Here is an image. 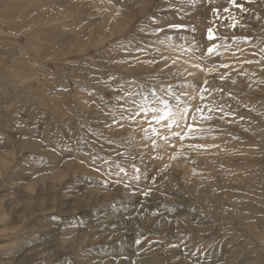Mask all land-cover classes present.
<instances>
[{"label":"rangeland","instance_id":"obj_1","mask_svg":"<svg viewBox=\"0 0 264 264\" xmlns=\"http://www.w3.org/2000/svg\"><path fill=\"white\" fill-rule=\"evenodd\" d=\"M199 2L207 14L189 0H0V264H264V0H237L249 11H231L246 27L218 28L229 37H252L255 47L241 45L240 59L259 63L243 64L223 52L205 65L230 67L209 74L183 63L187 57L179 52L183 64L169 59L161 72V55L176 58L172 44L187 47L194 40L197 55L205 53L213 9L226 17L223 9L231 8L228 0ZM161 9L168 10L156 27L186 26L166 28L176 38L164 44L158 42L164 33L140 31ZM130 37L159 52L119 50L116 42ZM154 58V65L142 63ZM122 60L128 63H114ZM205 79L223 91L204 102H227L235 116L206 122L210 134L184 143L217 148L189 152L177 143L153 151L141 126L113 124L106 115L119 111V92L111 87L122 80L157 86L187 80L182 91L195 98L189 100L195 107ZM81 137L93 143L78 151ZM65 144L74 150H62ZM89 151L120 160L129 173L131 164L147 169L141 187L153 176L158 187L147 198L123 185L102 187ZM165 164L168 172L158 176Z\"/></svg>","mask_w":264,"mask_h":264},{"label":"snow or ice","instance_id":"obj_2","mask_svg":"<svg viewBox=\"0 0 264 264\" xmlns=\"http://www.w3.org/2000/svg\"><path fill=\"white\" fill-rule=\"evenodd\" d=\"M184 0H181L183 4ZM198 0H189V3L195 5ZM251 2V0H247ZM229 7L223 9L224 13H228V16L222 17L220 9H213V15L215 19L212 21V27H209L207 30V40L210 42V46L207 47L205 53L197 55L199 48L196 45V42L193 40L192 43L187 44L185 47L184 43L179 44L177 47L180 52L186 55L185 64H190L194 69L205 71L206 73H215L219 69H227L230 67L228 63H221L217 67L215 64L212 67H206L205 61L206 58H213L217 56H222L223 52H231L233 58L236 61H239L243 64H252L259 63V60H242L240 57L245 53L246 49L241 47V45H249L255 47L252 44V37L249 36H227L220 34L218 28L230 29L233 32L237 28H245L246 25L241 22V19H237L235 15L232 14L231 9H238L241 13H247L248 8L244 7V3H238L237 0H228ZM168 9H161L160 15H153L147 17V25L145 28H141L140 31L146 32L152 36L159 38L161 33H164V39H160L158 42L164 44L165 40H172L176 37L170 35L166 28L180 30L185 28L184 25L179 24H169L166 27H156L155 25L161 24L165 19L163 15ZM179 12V10H177ZM182 18V17H181ZM221 21L220 25L217 26L215 21ZM224 20H227L228 23H223ZM216 29V30H214ZM192 31H195L192 29ZM181 41H186V37L181 35L179 37ZM117 48L126 52H144L151 49L154 52H159L158 48H152L151 45L144 46L142 42L137 40L136 37L127 38L125 41H117ZM223 50V51H222ZM239 53L240 55H237ZM258 53L252 52L251 55L256 56ZM261 59H264V47L260 48ZM139 60V58H136ZM171 59V64H177L179 57L170 58L167 56H160V60L164 61V66L161 68L163 72L164 68H168V61ZM158 61L154 58L151 60H144L142 63L147 65H154ZM114 63H128V60L114 61ZM188 76H193L194 73L187 70ZM168 75H174V73H168ZM227 74H221L220 79L224 80ZM110 80H115V76H109ZM234 82V81H233ZM107 85V81L104 82ZM125 85L128 87L126 88ZM203 85H208V80L203 81ZM111 87L110 85H107ZM190 86V82L185 80L184 82H177L175 85L158 83L153 84L150 82L138 83L134 80H122L116 84L115 87H111V90L119 92L118 95H115L114 99L119 106V111H110L106 115L110 116L112 123H120L121 121L135 122L138 126H141L143 132V139L145 141H150L153 151L164 150L167 151L168 148H175L177 143L180 144L181 148H186L189 152H199L201 150H206L208 148H217L219 145L216 144H202V143H184L185 141H193L198 138H205L210 134L213 129L211 127H204L206 122L213 121L216 119L225 120L226 117L235 116V109H232V105L225 103L213 102V105H210L207 102L208 95H212L214 92H222L223 89H213L210 86H201L199 90V99L202 103L193 107L189 100L195 99L194 97L189 96L186 89ZM192 87H195L194 84H191ZM207 94V95H206ZM230 95V94H229ZM102 101H105V107H109V104L105 97H100ZM222 99V98H221ZM232 99H235L233 97ZM95 103V101H93ZM115 108L116 106H112ZM225 108L232 109L230 111H225ZM217 113L221 115L217 116ZM243 120V117L239 118ZM226 123H236V120H226ZM146 125V126H145ZM105 127H111L110 124H105ZM121 127L124 125L121 124ZM91 131V130H90ZM103 135V133H99ZM236 138V137H234ZM81 145L78 146V151H83L85 147H91V143L84 140L83 137L80 138ZM108 143H113L114 141L108 140ZM52 151H57V148L51 149ZM62 150L73 151L74 149L65 144ZM90 156L93 165H97L95 170L100 172L101 176L104 179L99 180L98 183L107 188L109 184L114 185H123L124 189L131 193L132 195H141L145 198L150 197L152 194L153 188L158 187L156 180L157 177L153 176L148 184V186L141 187L142 181H148L149 178L145 174L147 169L144 172L141 171L136 164H131L130 167L133 170L129 173L124 164L120 160H116L112 157L102 156L97 152L89 151L86 153ZM116 156H123L122 152H116ZM143 154L141 153V159ZM155 159H163V156L157 155ZM177 155H172L169 157L170 160H175ZM35 159V157H34ZM41 161L43 158H40ZM99 162V163H98ZM170 165L165 164L162 168L157 170V175H163L168 172ZM156 214V213H153ZM51 219L54 221L57 217L53 216ZM136 244H140L141 240H136ZM152 243V242H149ZM175 247L176 245H172Z\"/></svg>","mask_w":264,"mask_h":264},{"label":"bare ground","instance_id":"obj_3","mask_svg":"<svg viewBox=\"0 0 264 264\" xmlns=\"http://www.w3.org/2000/svg\"><path fill=\"white\" fill-rule=\"evenodd\" d=\"M139 3V2H138ZM142 3V2H141ZM135 4H137V3H135ZM140 4V3H139ZM191 4V3H190ZM196 4H198V7L201 9V13L202 14H207V12H208V9H207V5H205L204 3L202 4V3H200L199 2V0H198V2L196 3ZM195 4V5H196ZM191 5H193V4H191ZM141 6V5H140ZM186 6V5H185ZM187 6H188V4H187ZM137 7L139 8V6L137 5ZM137 8V9H138ZM141 12V11H140ZM60 15V14H59ZM174 47H176V48H174ZM169 49H171V51L172 52H174V54H176V55H174V57H176V56H178V54H179V52H180V50H179V48L177 47V46H175L174 44H172L171 46H170V48ZM175 49V50H174ZM175 51H176V53H175ZM178 63H182V60H180V61H178ZM184 63V62H183ZM182 63V64H183ZM190 70V69H189ZM189 95H191V94H189ZM192 96V95H191Z\"/></svg>","mask_w":264,"mask_h":264}]
</instances>
